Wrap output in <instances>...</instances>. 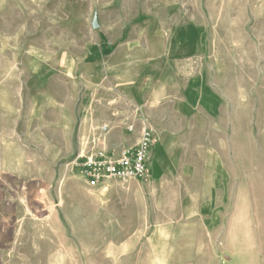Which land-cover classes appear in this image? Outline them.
<instances>
[{
	"label": "rangeland",
	"instance_id": "1",
	"mask_svg": "<svg viewBox=\"0 0 264 264\" xmlns=\"http://www.w3.org/2000/svg\"><path fill=\"white\" fill-rule=\"evenodd\" d=\"M112 90L148 182L74 167ZM224 263L264 264V0H0V264Z\"/></svg>",
	"mask_w": 264,
	"mask_h": 264
},
{
	"label": "built area",
	"instance_id": "2",
	"mask_svg": "<svg viewBox=\"0 0 264 264\" xmlns=\"http://www.w3.org/2000/svg\"><path fill=\"white\" fill-rule=\"evenodd\" d=\"M102 131L107 132L108 126H103ZM129 131L132 129L129 128ZM104 141L101 138L91 152L80 154L74 162V167L82 176L93 184L108 179L123 181L136 179L141 182L150 180L152 154L157 143L151 128L144 127L137 145L125 148L119 154L109 153L103 145Z\"/></svg>",
	"mask_w": 264,
	"mask_h": 264
},
{
	"label": "crops",
	"instance_id": "3",
	"mask_svg": "<svg viewBox=\"0 0 264 264\" xmlns=\"http://www.w3.org/2000/svg\"><path fill=\"white\" fill-rule=\"evenodd\" d=\"M157 39L159 40V46L152 50V54L155 55V58H163L168 53V46H167V39L162 35H158ZM108 44H110L108 42ZM106 49H111L110 46L106 47ZM125 50H130L131 47L129 45V42H127L126 46L124 47ZM134 53V52H132ZM147 53V56L145 59H143V63H146L149 59ZM131 64L123 63L120 64L121 67H128ZM168 70H170L171 66L168 64ZM167 69V68H166ZM120 80L130 81L135 79L131 76L121 75L119 77ZM103 95V94H102ZM108 97L110 98H119V100H108V103H111L113 106L111 109L114 111H117L120 116L119 117H108L104 121L110 125L111 131L108 137L107 141V147L115 152H119L124 148H130L135 147L139 141V138L141 136V130L143 128V123L141 122L138 117L134 115V111H126L123 112L118 111L120 107H122V100L120 98L126 97L128 98V91L126 90H112L108 94ZM116 103V104H115ZM131 104V103H130ZM103 120V119H102ZM131 128L132 132L130 133L128 129ZM155 136L157 139V143L154 146V152L158 148V146L162 143L161 142V136L155 131ZM154 155V154H153ZM153 174V173H152Z\"/></svg>",
	"mask_w": 264,
	"mask_h": 264
},
{
	"label": "water",
	"instance_id": "4",
	"mask_svg": "<svg viewBox=\"0 0 264 264\" xmlns=\"http://www.w3.org/2000/svg\"><path fill=\"white\" fill-rule=\"evenodd\" d=\"M94 27L98 28V23L96 21L94 22Z\"/></svg>",
	"mask_w": 264,
	"mask_h": 264
}]
</instances>
